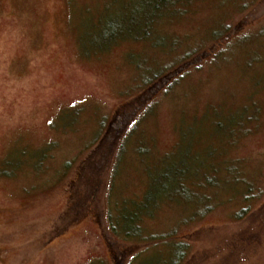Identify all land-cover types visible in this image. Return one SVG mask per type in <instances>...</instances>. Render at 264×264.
<instances>
[{
    "label": "rangeland",
    "instance_id": "1",
    "mask_svg": "<svg viewBox=\"0 0 264 264\" xmlns=\"http://www.w3.org/2000/svg\"><path fill=\"white\" fill-rule=\"evenodd\" d=\"M185 3L0 0V264H264V0Z\"/></svg>",
    "mask_w": 264,
    "mask_h": 264
},
{
    "label": "trees",
    "instance_id": "2",
    "mask_svg": "<svg viewBox=\"0 0 264 264\" xmlns=\"http://www.w3.org/2000/svg\"><path fill=\"white\" fill-rule=\"evenodd\" d=\"M161 1H165V0H161ZM171 6L172 3H174V5H181V4H186L185 1L187 2V4L193 0H167ZM173 5V6H174ZM11 162L7 161V166L10 165ZM5 173H8L7 171ZM180 247H184L183 244ZM184 255V252L182 250L179 249V252L176 254L175 253V257H173L172 262H168V264H179L181 262L182 256Z\"/></svg>",
    "mask_w": 264,
    "mask_h": 264
},
{
    "label": "crops",
    "instance_id": "3",
    "mask_svg": "<svg viewBox=\"0 0 264 264\" xmlns=\"http://www.w3.org/2000/svg\"><path fill=\"white\" fill-rule=\"evenodd\" d=\"M147 188H148V187H147ZM147 188H146V190H147ZM146 190H145V191H146ZM145 191H144V192H145ZM144 192H143V194H144ZM143 194H142V195H143ZM142 197H143V196H142ZM120 231H121V230H120ZM124 233H125V231H124V232H122V231H121V232H117V231L114 232V231H113L112 234H121V235L123 236V240H125V239H124V237H125V234H124ZM113 236H114V235H113ZM125 241L128 242L129 240H125ZM143 241H144V240H143ZM143 246H144V245H143ZM143 248H144V250L147 249L146 247H143ZM144 250H143V251H144ZM183 259H185V254L182 256L181 261H182ZM180 263H181V262H180ZM180 263H179V264H180ZM163 264H166V262L163 261Z\"/></svg>",
    "mask_w": 264,
    "mask_h": 264
}]
</instances>
